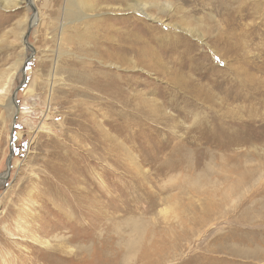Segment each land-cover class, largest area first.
Segmentation results:
<instances>
[{"label":"rangeland","instance_id":"rangeland-1","mask_svg":"<svg viewBox=\"0 0 264 264\" xmlns=\"http://www.w3.org/2000/svg\"><path fill=\"white\" fill-rule=\"evenodd\" d=\"M32 1L0 0V264H264V0Z\"/></svg>","mask_w":264,"mask_h":264},{"label":"bare ground","instance_id":"bare-ground-1","mask_svg":"<svg viewBox=\"0 0 264 264\" xmlns=\"http://www.w3.org/2000/svg\"><path fill=\"white\" fill-rule=\"evenodd\" d=\"M27 3V5L29 7H34L33 5V1L32 0H3L2 2V6L4 7V9H11V8H15L18 7L19 4H22L23 2ZM129 1L131 0H101V2H103L104 4H119V3H125L127 5V8L123 11H125L124 14H126V12L128 11H132V12H136L139 15L148 17L150 19H153V21H159V19L154 18L153 16L149 15L147 13V8L148 6H152V3H148L145 2V0H134V2L130 3ZM69 4V10L68 13L69 14H73L72 12L76 11L77 9H79L84 15L87 14V12H89V10H87L88 8H91V6L88 3V0H68L67 2ZM103 6V5H102ZM110 6V5H109ZM108 6V7H109ZM154 6L159 7V4H154ZM166 8H169L168 5L164 6ZM112 8V7H111ZM120 8V7H119ZM87 11V12H86ZM121 11V10H120ZM118 13V12H117ZM35 14L36 16L30 21L28 27L30 28L33 24H36V18L38 15V12L35 10ZM90 16V15H89ZM38 19V18H37ZM161 23V22H160ZM102 28L104 29V31L107 32V37H106V41H104L105 44V50L104 51H109L113 54V56H117L119 54V51H127L126 49L128 48V37L130 36L129 34L130 31H120L118 28L115 27L114 24H102ZM26 34H25V30L23 31L22 34V38L24 40V44L26 45V47L30 50V45H28V43L26 42ZM142 41V40H141ZM102 44V43H101ZM102 47V46H101ZM133 49V48H132ZM144 50V49H143ZM142 51V50H141ZM144 52V51H143ZM128 53V52H127ZM142 53V52H141ZM140 53V54H141ZM125 55V56H124ZM144 56V55H143ZM142 56V57H143ZM120 57H123V59L126 61L127 60V55L126 53L121 55ZM122 61V60H121ZM124 63V62H123ZM96 72V71H95ZM108 74V72H100L99 74L96 75H105ZM90 75V74H89ZM113 77V76H112ZM117 77V76H116ZM104 78V77H103ZM12 77L11 75L8 76L7 81L6 82H0V103L3 101V99L6 98L7 93L10 89V83H11ZM116 80V79H115ZM113 93V92H112ZM113 96V95H112ZM13 102V103H12ZM13 104V105H12ZM14 107V111L15 114L20 111L19 108L16 107V103L14 101V99H12V101L9 104H6L4 108H7L8 110L13 109ZM11 108V109H10ZM15 117V116H14ZM106 133V132H105ZM7 172L3 175L2 179H7Z\"/></svg>","mask_w":264,"mask_h":264},{"label":"water","instance_id":"water-1","mask_svg":"<svg viewBox=\"0 0 264 264\" xmlns=\"http://www.w3.org/2000/svg\"><path fill=\"white\" fill-rule=\"evenodd\" d=\"M29 34H30V31L28 32V34H27V36H26V42H27V38H28ZM27 43H28V42H27ZM28 45H30V44L28 43ZM22 72H23L24 83H25V82H26V67L23 68V71H22ZM23 85H24V84H22L21 87H22ZM19 88H20V87H19ZM19 88H18V89L14 92V94H13V99H14V101H15V103H16V107H17V108L19 107V105H18V103H17L16 96H17V93H18ZM16 117H17V113H16V115H15V117H14V119H13L12 133H11V139H10V157H9V159H8V162H7V164H8V170H7V174H8V176H9V172H10V168H11V164H12V158H13V155H14L13 142H14V137H15V123H16ZM4 174H5V173H3L2 175H0V182H1V181H5V180H7V179H2Z\"/></svg>","mask_w":264,"mask_h":264}]
</instances>
